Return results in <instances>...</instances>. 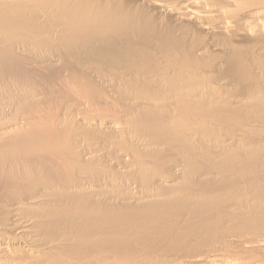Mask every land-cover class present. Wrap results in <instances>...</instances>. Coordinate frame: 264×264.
Masks as SVG:
<instances>
[{"label":"bare ground","instance_id":"1","mask_svg":"<svg viewBox=\"0 0 264 264\" xmlns=\"http://www.w3.org/2000/svg\"><path fill=\"white\" fill-rule=\"evenodd\" d=\"M0 264H264V0H0Z\"/></svg>","mask_w":264,"mask_h":264}]
</instances>
